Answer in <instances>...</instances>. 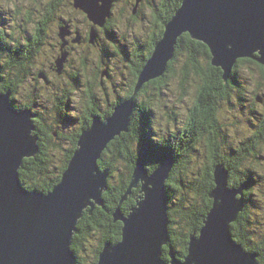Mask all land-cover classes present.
Wrapping results in <instances>:
<instances>
[{
    "label": "water",
    "instance_id": "95a60500",
    "mask_svg": "<svg viewBox=\"0 0 264 264\" xmlns=\"http://www.w3.org/2000/svg\"><path fill=\"white\" fill-rule=\"evenodd\" d=\"M101 1L106 10L113 3ZM74 6L104 27L109 11L100 15L96 1L74 0ZM183 33L209 48L211 63L222 69L224 80L239 58L264 65L260 51H264V0H182L137 75L136 91L149 77L163 74ZM66 34L61 31V48ZM89 35L91 42L97 38L94 27ZM66 57L63 51L55 61L59 71ZM135 93L115 104L109 117H93L90 127L80 133L60 182L48 194L26 189L20 180L23 158L38 151L31 135L33 114L11 108L10 91L0 93V264H76L70 245L78 219L87 205L92 209L103 205L107 172L99 170L97 159L111 139L128 130ZM170 170L171 160H163L150 174L137 163L123 199L132 188L140 186V193L127 215L114 213L115 220L123 223L121 239L105 242L96 264H256L255 254L245 252L231 236L230 224L243 203V185L228 187V172L220 163L213 168L211 207L199 233L189 236L187 254L178 259L170 250L169 258L163 257V246L168 244L164 182Z\"/></svg>",
    "mask_w": 264,
    "mask_h": 264
},
{
    "label": "trees",
    "instance_id": "16d2710c",
    "mask_svg": "<svg viewBox=\"0 0 264 264\" xmlns=\"http://www.w3.org/2000/svg\"><path fill=\"white\" fill-rule=\"evenodd\" d=\"M150 1V4L154 6L155 0ZM160 2L162 3V10L169 7L168 15L166 13L165 17H163L160 15L159 11L155 10L153 12V17L161 23V28L163 27V29L160 32H153L152 37L155 36V38L151 46L146 44L140 49L141 52H144L149 48L147 50L148 53L140 57L138 69L135 72L136 74L129 82L131 87L130 91L128 90V94H126V97H128L126 99L130 98L134 86L136 85L137 75L142 65L151 56L150 54L153 52L156 41L161 37L164 31L165 23L181 6L182 0H160ZM139 12L137 13L139 14ZM16 28L20 33H23L21 26L17 25ZM105 33L109 32L105 30ZM29 35L31 36L32 34ZM12 38L11 31H8L6 28L0 29V42L2 41L1 43L3 44L1 45L3 46L2 51H0V84L2 83L1 85L3 86H1L2 91L0 92H5L12 88L11 81L5 76H2L1 71L6 68L9 73L24 71L23 67L33 61V57H35L38 52L37 45L42 40L41 37L27 38L24 45L15 41L12 47L9 45L10 42H14ZM96 39H98V33ZM3 53L9 54L5 62L2 61ZM181 55L185 56L188 68H190L192 72L195 73V76L204 83L201 87H204L206 91L204 96V101L206 102L204 110L207 111L208 116L206 122L213 124L214 121L217 124L215 127H219L215 130L212 129L213 135L211 139L213 140L212 147L214 149H212L213 153H211V163L214 161L213 164L204 167V171L206 172L204 174H200L199 170H190L191 153L192 151H197L196 141L192 143L187 140L184 141L183 135L180 136L179 142L173 141L174 138L169 141L164 137L165 132L171 131L167 128H157L154 117L152 116L153 112H151L153 104H151L150 110L149 103H147L148 100H145L146 98L144 97V95H147L150 84L148 82L144 83L136 94L137 104L134 101L135 107L130 115L128 130L121 132L111 139L97 159L99 170L107 172L106 185L108 188L102 193L103 205L94 206L91 212L89 209L90 207H88L83 211L82 217L79 218L77 222V230L72 237L70 245L76 256V264H96L99 252L104 246L103 244L105 242H117L121 239V228L123 223L120 220H115L114 213L116 210H120L124 215H127L134 205L136 197L140 193V187L132 188L130 194L123 199V195H125L127 191L137 163H140L147 173L150 174L157 168L160 161L171 160L173 162L171 173L164 182L168 219V244L163 246V257L166 259L169 258L170 250L176 258L183 259L188 252L189 236L193 233L198 234L200 228L203 226V220L212 204L209 193L215 186L213 180V168L215 165L220 163L227 170L228 187H237L240 183H244L247 187L248 196L250 197H253L258 191L254 189L253 185L255 183L259 184L260 179L264 180V172L259 174L257 169L254 168V165L259 163L264 157L261 152L264 144V111L260 110L261 112H256L258 110L254 109L255 104H257V96L264 100V94L254 93L253 99H251V101H253L251 107L247 106V104L243 105L244 99L246 98V100H248V97H246V92H248V90L245 81L246 76L242 72V69L254 59H237L231 69L229 77L224 80L222 69L211 63V53L208 47L203 42L193 39L189 33H183L177 38L174 55L167 63L164 73L161 77L155 80L153 79L155 82V89H161V78L165 77L168 72L171 73L175 70L174 64ZM110 56H114V53L103 55L100 60L106 62V58ZM9 61L13 63L11 62V64ZM255 61L256 60H254V62ZM255 63L258 64L256 66L261 71L260 74L264 77V65L257 61ZM3 64L8 65L5 66ZM14 66L18 69H14ZM75 83H80V81L75 80ZM75 83H73L75 85L74 87H79V84ZM233 89L236 90L235 93ZM11 97L14 99L12 92ZM139 97L141 99H139ZM31 98L30 96L29 99ZM123 98H125L123 93L121 96L116 94L114 101L110 102L109 96L103 100L106 107L101 108L98 105V112H86V115L81 116L80 124L83 125L80 129L78 128L74 138H72L66 158L55 161L53 155L45 150L44 144L41 142L39 144L40 155L37 160H33L32 158L23 160V164L19 168L22 185L26 187V189L38 188L42 191L49 190L51 185L60 178V174L67 166L68 160L77 147V137L78 134L81 133L80 131L88 128V126L92 124L94 116L100 115L103 119L109 117L113 111L114 105L124 100ZM223 101H225L227 107H234L235 104H240V107L243 108L241 113L250 112L253 117L250 118L249 125L251 128L255 127L256 132L247 135V137L242 136V133L239 134L236 128V123L239 121L231 116H228V118H221L223 121L221 122L220 117L218 118V112L224 103ZM31 104L20 103L18 106L27 108ZM67 104L69 105V101ZM208 112L210 113L209 115ZM67 113L66 118L68 121L75 119L73 112ZM76 119L78 120V118ZM222 124H225V129L224 127L221 129ZM201 127H204V124H201ZM187 128L188 124L186 126V129ZM189 130L193 133L192 127H189ZM225 131H230L234 135H238L239 139L234 145L232 143L223 144V135ZM219 132L222 136L219 135ZM188 135L189 137L192 136V134ZM193 137L196 138L194 135ZM177 160L178 169H175L176 173H173L174 165ZM206 167H209L208 170ZM189 179H191V181H187ZM185 184H187V189H184ZM188 194H193L191 203L188 202ZM173 196L179 198L176 204H174L171 199ZM184 200H187V202H184ZM185 203H187V205H185ZM174 206H176V209H173ZM240 216L243 218L244 222L242 225L236 223L235 229L232 231L234 239L238 243L243 244L246 249L258 254L257 264H264V227H260V232H257L255 231L256 228L253 229L252 226L247 225L248 233L246 232L245 234L246 227L244 228V226L246 222L248 224L250 216L247 212L246 214L241 213Z\"/></svg>",
    "mask_w": 264,
    "mask_h": 264
},
{
    "label": "rangeland",
    "instance_id": "374dc122",
    "mask_svg": "<svg viewBox=\"0 0 264 264\" xmlns=\"http://www.w3.org/2000/svg\"><path fill=\"white\" fill-rule=\"evenodd\" d=\"M94 1H96L99 6L98 12L100 15H105L104 11H109V16L106 17V22L104 24V28H107L106 30L109 33H105L103 27L98 26L90 20L86 12L75 7L74 0H16L17 9L5 11L0 8V26H4L8 31H11L12 39L14 40V42L9 43L10 46L13 47L15 41L24 45L27 38L34 37L33 34L36 33V28L42 31L44 37L43 41L41 40L37 45L38 52L36 56L33 57V61L30 62L31 64L29 63L23 67L24 71L9 73V71L5 69L2 72V76L8 75L7 79L10 80L12 84V88L6 91H10V93L12 92L14 95V99H12L10 95V101L13 102L14 109H28L33 114L32 123L34 122V129L31 131V135L36 137L35 143L38 147V151L24 157L23 160L29 158L37 160L40 155L39 144L41 142H43L45 150L53 155L55 161L66 158L72 138H74L78 128L80 129L83 125L80 124L81 116L86 115V112L90 108L86 91L88 92L91 90L96 99L101 97L102 90L94 85L96 80H100L99 76L92 75L90 71V67H92L93 64L87 62V68L81 70L80 57L85 56L95 61L98 67L96 69V74L100 75L101 79L104 81V86L106 85L109 90H111L110 102L114 101L116 94L121 96L122 93L125 95V98H123L125 100L128 98L126 94H128L131 87L129 84L130 81H128L129 76L131 74L133 76L136 74L135 72L138 69L140 57L147 54L149 48L144 52H141L140 49L146 44L151 46L155 38V36L152 37L153 32H160L163 29V27L161 28V23L153 17V12L155 10L159 11L160 15L163 17H165L166 13L168 15L169 12V7L162 10V3L160 0L153 1L154 6L150 4V0H113V3L108 5L107 10L101 7V0ZM137 12H139V14ZM17 25L22 27L23 33L17 30ZM156 25L158 30L156 29ZM91 27H94L98 33V39L92 42L89 38L90 35H88ZM61 31L65 33L69 32V34L64 36L66 44L62 48L60 46L63 41L60 37ZM29 34L32 35L30 36ZM47 36L50 37V40ZM81 36L88 37V39L86 41L75 40V38H79L80 40ZM179 37L180 35L177 38ZM139 41H141L140 49L138 48ZM1 45L3 44H0V51H2L3 48ZM63 51L67 52L66 61L63 63L64 68L67 69L66 72L70 73V70H72L73 74H80V78L85 84L84 86L74 87L75 85L73 83H75V80L71 79L70 75L65 72L61 73V75L58 74L59 70L57 69L55 61L62 56ZM136 51L139 52V55H135L137 61L133 60L131 56V53H137ZM111 53H114L115 56L107 57L106 62L100 60L101 56ZM2 58H7L6 54L3 53ZM186 61L184 55L178 57V60L174 64L175 70L171 73L168 72L165 77L161 78L160 83L162 84L160 86L162 87L160 90L155 89L154 80L162 75L149 77L142 83L137 91L134 86L130 97L136 92L133 97L136 103V94L142 88L143 84L146 82L150 84L147 95H144V97L146 98L145 100H148L147 103H149L150 110L151 104L154 105H152L151 112H153L152 116L154 117L157 128H167L171 131H164V137L169 141L174 138L173 141L179 142L181 135H183V139L190 143L196 141L197 151H192L191 153L192 157L190 158L192 159L189 168L191 171L199 170L200 174H204V167L210 166L214 162L211 163V153H213L212 149H214L212 147L213 140L211 139L213 135L212 129L215 130L219 127H215L217 124L214 121L213 124L206 122V118L208 117L207 111L204 110L205 107L199 99L201 93L200 87L204 85V83L195 76V73L192 72L190 68H188ZM255 62L254 60L251 61V63L246 64L245 68L242 69V72L246 76L245 81L248 90V92H246V97H248L249 100L245 98L243 105L247 104V106L250 107L253 103L251 99H253L254 93L264 94V77L260 74L261 71L257 68L256 65L258 64ZM113 63L121 65L126 79L122 76H116L112 77L109 81L105 75V70L107 66H112ZM13 68L18 69L16 66ZM111 73L116 74L114 72ZM88 81L89 83H87ZM64 84H67L66 88ZM1 86L3 85L0 84V91H2ZM82 91H84V93H82ZM233 92L235 93L236 90ZM30 96L32 97L31 99H29ZM139 99L141 98L139 97ZM67 100L71 102L69 105L67 104ZM202 100L204 101V98ZM61 101L64 105L61 104ZM98 102L101 108L106 107L102 100H98ZM223 102L218 112V118H228V116H231L239 121L236 123V128L239 134L242 133L244 137L256 132V128H251L249 125V120L253 117L250 112L241 113L243 108L240 107V104H235L234 107H227L225 101ZM20 103L32 104L27 108H21L18 106ZM56 109H60V112L57 113ZM254 109L258 110L256 112H261L260 110L264 111V100L263 102L257 100ZM67 112H73L75 119L68 121L66 118ZM209 114L208 112V115ZM97 116L103 120L100 115ZM76 118H78V120ZM221 122H223L222 119ZM187 124L188 128L186 129ZM201 124H204V127H201ZM89 127L90 125L88 128ZM189 127L193 128V133L190 132ZM223 127L225 129V124H222L221 129H223ZM83 130L85 129H82L80 132ZM224 133L223 144L232 143L234 145L239 139L238 135H234L230 131H225ZM188 134H192V136L189 137ZM79 135L80 134H78V137ZM193 135L196 136V138H194ZM219 135L222 136L220 132ZM105 147L101 152L104 151ZM261 152L264 155V144ZM161 162L162 161H160V163ZM172 166L173 162L171 161V169ZM254 168L257 169L259 174L264 172V157L259 163L254 165ZM65 169L63 171H65ZM175 169H178V160L174 165L173 173H176ZM61 174L58 181L52 184L49 190L42 191L38 188L36 189L47 194L48 192L50 193L54 186L60 182ZM187 181H191V179ZM240 185H243L240 191V198H242L241 201H243V203L240 210L237 211L236 219L230 224L231 236H233L232 231L235 229L236 223L242 225L244 222L243 218L240 216L241 213L246 214L247 212L250 216L248 224L246 222L244 226V228L246 227L245 234L246 232L248 233L247 225L252 226L253 229L256 228L255 231L257 232H260V227H264V180L260 179L259 184L255 183L253 185L254 189L258 190L253 197L248 196L247 187L244 183H240L236 188ZM104 186L105 189L108 188L106 184ZM184 189H187V184H185ZM187 196L188 202L191 203L193 194H188ZM237 198H239V194ZM171 199L174 204L179 200L177 196H173ZM184 202H187V200H184ZM185 205H187V203H185ZM94 206H99V204H95ZM88 207L92 210L89 205H87L85 209ZM173 209H176V206H174Z\"/></svg>",
    "mask_w": 264,
    "mask_h": 264
},
{
    "label": "flooded vegetation",
    "instance_id": "af4514ba",
    "mask_svg": "<svg viewBox=\"0 0 264 264\" xmlns=\"http://www.w3.org/2000/svg\"><path fill=\"white\" fill-rule=\"evenodd\" d=\"M116 1V0H115ZM107 28H105V30H106ZM34 35V38H37V37H41V39H42V41H43V39H44V37H43V33H42V31L39 29V28H36V33H34L33 34ZM47 38L50 40V37L49 36H47ZM88 39V37H82L81 36V38H80V41H86ZM140 43H141V41H139V44H138V48L140 49ZM49 45H51V44H49ZM137 53H134V52H132L131 53V56H132V59L133 60H136L137 61V59H136V56L135 55H139V52L138 51H136ZM9 56V55H8ZM114 56H115V54H114ZM130 56V57H131ZM12 61H9V63H11ZM87 62H91L92 64H93V66L92 67H90V71H91V73H92V75H94V76H99V79L100 80H96V82L94 83V85H96V86H98L101 90H102V95H101V97L99 98V99H96V97H95V95L92 93V91L91 90H89V91H91V92H87L86 91V96L88 97V100H89V104H90V108L88 109V111H87V113H91V112H96L97 111V107H98V105H99V102H98V100H105L106 98H108L109 96H110V92H111V90H109V88L105 85L104 86V81L101 79V77H100V75H97L96 74V69L98 68L97 66H96V64H95V61L94 60H90L89 58H87V57H85V56H81L80 57V69L82 70V69H86L87 68ZM13 63V62H12ZM105 66V65H104ZM111 66V65H110ZM110 66H107V68H106V70H105V75H106V77L109 79V81H110V79H112V77H116V76H122V77H124L125 78V73L123 72V70H122V68H121V65H119V64H117V63H113V65L110 67ZM123 66V65H122ZM124 67V66H123ZM66 70L67 69H65L64 68V65H63V67H62V70L61 71H59V75H61V73H67L66 72ZM130 70H131V67H130ZM58 72V71H57ZM111 72H114V73H116V74H112ZM68 75H70V78L71 79H73V80H79L80 81V83H79V87H82V86H84L85 84L82 82V80H81V78H80V74H73L72 73V70H70V73H67ZM72 75H76V76H72ZM6 78L8 77V75H6L5 76ZM132 77H133V75L131 74L130 76H129V79H128V81H131L132 80ZM126 79V78H125ZM87 83H89V81L87 82ZM2 84V83H1ZM66 86H67V84H64V87L66 88ZM64 88V89H65ZM66 90V89H65ZM200 90H201V93H200V96H199V99L201 100V103L203 104V106H205L206 105V102L205 101H203L202 99L204 98V96H205V94H206V91H205V89H204V87H200ZM234 90V89H233ZM68 93V92H67ZM82 93H84V91H82ZM88 93V94H87ZM114 93V92H113ZM61 104L63 105V102L61 101ZM219 105H220V102H219ZM101 109V108H100ZM99 110V109H98ZM56 111H57V113L58 112H60V109H56ZM98 112V111H97ZM208 168L209 167H206V169L208 170ZM204 173H206V172H204Z\"/></svg>",
    "mask_w": 264,
    "mask_h": 264
},
{
    "label": "clouds",
    "instance_id": "9594fccd",
    "mask_svg": "<svg viewBox=\"0 0 264 264\" xmlns=\"http://www.w3.org/2000/svg\"><path fill=\"white\" fill-rule=\"evenodd\" d=\"M0 8L3 10H15L17 9V2L16 0H0ZM229 48H231V45H228ZM8 103L11 105V108H14V104L12 101H8Z\"/></svg>",
    "mask_w": 264,
    "mask_h": 264
},
{
    "label": "bare ground",
    "instance_id": "6f19581e",
    "mask_svg": "<svg viewBox=\"0 0 264 264\" xmlns=\"http://www.w3.org/2000/svg\"><path fill=\"white\" fill-rule=\"evenodd\" d=\"M2 30V29H1ZM2 42V41H1ZM0 42V43H1ZM6 44V43H5ZM16 46V45H15ZM15 48V47H14ZM18 50V49H17ZM19 61V60H18ZM12 64V63H11ZM3 65H5V64H3ZM6 65H8V64H6ZM5 65V66H6ZM10 65V64H9ZM4 66V67H5ZM3 70V69H2ZM6 70H7V68H6ZM1 72H3V71H1ZM164 73V72H163ZM68 99V98H67ZM68 102V101H67ZM69 103H71V102H69ZM16 107V106H15ZM67 107H68V105H67ZM65 109V108H64ZM64 113V112H63ZM68 114V113H67ZM34 123V122H33ZM36 126V125H35ZM184 141H185V139H184ZM181 143V142H180ZM70 161V160H69ZM23 164V163H22ZM24 187V186H23ZM26 188V187H25ZM28 189V188H27ZM91 201H93V200H91ZM82 210H84V208L82 209ZM241 213V212H240ZM79 220V219H78ZM241 244V243H240ZM242 245V248H243V250L245 251V252H248V253H251V254H255V261H256V264H257V258H258V254L256 253V252H253V251H251V250H248V249H246L245 247H244V245L243 244H241Z\"/></svg>",
    "mask_w": 264,
    "mask_h": 264
},
{
    "label": "snow or ice",
    "instance_id": "6c2138e0",
    "mask_svg": "<svg viewBox=\"0 0 264 264\" xmlns=\"http://www.w3.org/2000/svg\"><path fill=\"white\" fill-rule=\"evenodd\" d=\"M253 51V50H252ZM261 51V53H264V51H262V50H260ZM202 238V237H201Z\"/></svg>",
    "mask_w": 264,
    "mask_h": 264
}]
</instances>
